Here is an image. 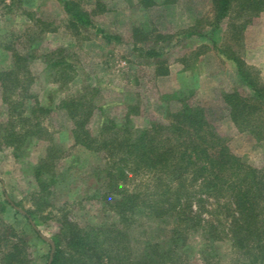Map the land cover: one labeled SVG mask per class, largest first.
<instances>
[{"label":"rangeland","instance_id":"1","mask_svg":"<svg viewBox=\"0 0 264 264\" xmlns=\"http://www.w3.org/2000/svg\"><path fill=\"white\" fill-rule=\"evenodd\" d=\"M63 1L0 0V71L12 66L15 54L25 58L30 81L18 111L30 124L38 121L42 132L20 144L5 142L7 109L0 87V264H6L3 251L13 242L20 244L25 264H49L52 236L63 219L88 232L98 243L94 256L110 264L154 255L170 242L172 217L155 216L143 207L124 216L111 206L119 194L108 186L107 161L102 152L74 139L72 120L62 107L66 98L86 101V127L99 136L109 123L128 120L132 129L142 130L155 121L167 122L180 106L176 96L188 90L190 101L205 108L229 149L264 167V137L238 131L228 115L222 94L248 89L234 62L219 50L229 43L264 83V11L234 40L227 20L210 30V0H75L92 22L76 26ZM148 48L158 55L149 56ZM58 61L70 66L61 70L62 64H54ZM158 66L167 73L156 75ZM48 151L50 169L38 176L47 183L42 199L36 166ZM115 178L121 181L117 173ZM185 238L178 249L180 264H204L205 257L219 264L253 262L230 235L213 240L200 225Z\"/></svg>","mask_w":264,"mask_h":264},{"label":"trees","instance_id":"2","mask_svg":"<svg viewBox=\"0 0 264 264\" xmlns=\"http://www.w3.org/2000/svg\"><path fill=\"white\" fill-rule=\"evenodd\" d=\"M210 3V30L227 20L229 37L234 40L264 11V0H210ZM63 7L72 25L92 24L90 12L75 0H64ZM219 50L234 62L248 89L247 93L233 89L222 94L228 115L238 131L261 139L264 83L252 75L229 43ZM146 53L158 55L151 48ZM25 63L24 57L15 54L12 66L0 71L1 97L7 109V127L2 137L7 144H20L26 136L42 134L38 121L30 124L29 117L18 111L30 81ZM54 64H62L61 70L70 66L65 61ZM154 72L166 74L167 68L158 66ZM191 95L190 91L182 90L176 96L180 106L165 123L155 121L142 130L132 129L128 120L123 124L109 123L99 136L92 135L86 127L90 109L83 98H66L62 107L72 120L74 139L104 154L110 176L108 186L119 194L111 206L124 212V216L133 208L143 207L155 216L172 217L171 239L162 250L154 255L146 253L142 258H128L124 264H180L178 249L184 247L186 235L200 225L207 228L213 240L230 235L232 244L247 254L253 264H264V167H255L234 154L226 138L209 120L205 108L190 101ZM49 152L36 166L42 199L47 183L38 176L44 169H50ZM115 172L121 181L115 178ZM26 217L33 219L31 213ZM60 236L65 239V246ZM52 241L49 264H110L109 259L94 256L97 241L69 219L62 220ZM3 255L6 264H25L18 242L11 243ZM209 258H204V264H219V260Z\"/></svg>","mask_w":264,"mask_h":264}]
</instances>
